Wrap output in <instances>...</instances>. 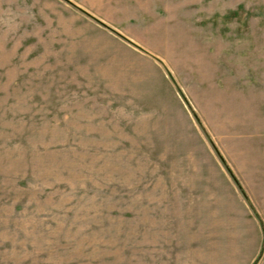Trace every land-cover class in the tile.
<instances>
[{
    "label": "rangeland",
    "instance_id": "374dc122",
    "mask_svg": "<svg viewBox=\"0 0 264 264\" xmlns=\"http://www.w3.org/2000/svg\"><path fill=\"white\" fill-rule=\"evenodd\" d=\"M0 264H264V0H0Z\"/></svg>",
    "mask_w": 264,
    "mask_h": 264
}]
</instances>
